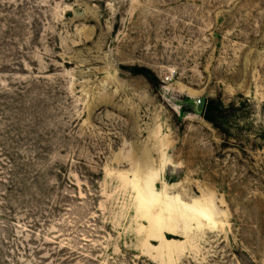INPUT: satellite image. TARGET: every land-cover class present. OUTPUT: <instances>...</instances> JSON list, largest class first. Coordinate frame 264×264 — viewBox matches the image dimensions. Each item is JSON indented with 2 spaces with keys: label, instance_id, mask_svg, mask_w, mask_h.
I'll return each mask as SVG.
<instances>
[{
  "label": "rangeland",
  "instance_id": "1",
  "mask_svg": "<svg viewBox=\"0 0 264 264\" xmlns=\"http://www.w3.org/2000/svg\"><path fill=\"white\" fill-rule=\"evenodd\" d=\"M0 264H264V0H0Z\"/></svg>",
  "mask_w": 264,
  "mask_h": 264
},
{
  "label": "bare ground",
  "instance_id": "2",
  "mask_svg": "<svg viewBox=\"0 0 264 264\" xmlns=\"http://www.w3.org/2000/svg\"><path fill=\"white\" fill-rule=\"evenodd\" d=\"M204 198H192L181 202V217L184 223H191L198 227L216 228L219 221L216 213L208 208L202 201ZM211 205V202H208Z\"/></svg>",
  "mask_w": 264,
  "mask_h": 264
},
{
  "label": "trees",
  "instance_id": "3",
  "mask_svg": "<svg viewBox=\"0 0 264 264\" xmlns=\"http://www.w3.org/2000/svg\"><path fill=\"white\" fill-rule=\"evenodd\" d=\"M143 75L148 76L149 79H153L150 72L146 70H140ZM224 112V106L221 102H217L215 100H210L206 109L203 112V117L209 121L211 124H213L215 127H221L219 124V118L222 117Z\"/></svg>",
  "mask_w": 264,
  "mask_h": 264
},
{
  "label": "water",
  "instance_id": "4",
  "mask_svg": "<svg viewBox=\"0 0 264 264\" xmlns=\"http://www.w3.org/2000/svg\"><path fill=\"white\" fill-rule=\"evenodd\" d=\"M196 109L199 113H202L203 114V108H204V104H205V99L204 98H200L196 101Z\"/></svg>",
  "mask_w": 264,
  "mask_h": 264
}]
</instances>
